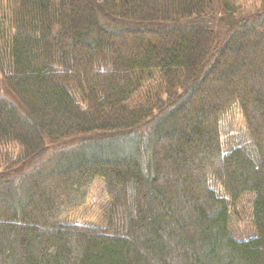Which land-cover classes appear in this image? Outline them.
Wrapping results in <instances>:
<instances>
[{
    "label": "trees",
    "instance_id": "obj_1",
    "mask_svg": "<svg viewBox=\"0 0 264 264\" xmlns=\"http://www.w3.org/2000/svg\"><path fill=\"white\" fill-rule=\"evenodd\" d=\"M215 1L0 0V264H264V0L225 38ZM96 179L101 225L65 222Z\"/></svg>",
    "mask_w": 264,
    "mask_h": 264
},
{
    "label": "rangeland",
    "instance_id": "obj_2",
    "mask_svg": "<svg viewBox=\"0 0 264 264\" xmlns=\"http://www.w3.org/2000/svg\"><path fill=\"white\" fill-rule=\"evenodd\" d=\"M215 4L216 6L214 10V15L211 18L207 19L206 23L210 25V27L221 38H225L230 33L232 28L237 26V24H240L241 22L240 18H249L254 14H256L258 10L261 9L260 0H237L239 11L235 16V18L232 19L223 14L222 10L218 7L217 0L215 1ZM0 95L2 96V98L15 103L14 98L10 95L9 91L4 85L1 75H0ZM222 126H223V131H225L222 133L223 134L222 141L226 139V136L232 137L234 139L244 138V123L242 116L237 108L229 111L226 119L222 123ZM96 137L98 138L99 136L91 135V136L83 137L84 140L87 141V143H85L83 147H90L92 145H95L93 141H95ZM102 140L104 144L103 146L112 147L111 148L112 151H115L114 149L115 145L118 146L119 150L122 149L124 151L126 150L124 149L125 147L129 148L128 146H131V142H128L127 140L124 141L122 140L123 142L121 144L119 143L120 145H117L118 142L114 141V145H110V146H108L107 139H102ZM229 141H233V140L229 138ZM78 142L79 141L76 140V141H66L62 143L56 142L49 144V146H47L46 153L43 156L39 157V159H44L45 157L49 156L51 152L68 147H74L79 144ZM105 150H107V148ZM111 150H107V151L111 152ZM39 159H37V161ZM252 203H253V195L246 194L238 202H236L231 206V212H230L231 221L229 225V230L231 235L235 239L245 240L255 235V229L252 223V215H251ZM107 204H108V198L105 195L103 183L99 179H96L87 193V199L85 204L81 208H79L72 214H69L66 218H64V221L73 222L79 225L81 224L101 225V223L103 222L106 216Z\"/></svg>",
    "mask_w": 264,
    "mask_h": 264
}]
</instances>
